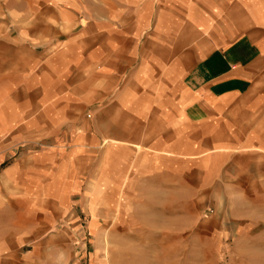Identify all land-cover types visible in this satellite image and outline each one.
Instances as JSON below:
<instances>
[{
  "label": "crops",
  "instance_id": "1",
  "mask_svg": "<svg viewBox=\"0 0 264 264\" xmlns=\"http://www.w3.org/2000/svg\"><path fill=\"white\" fill-rule=\"evenodd\" d=\"M104 180L253 198L264 245V0H0V264H68L60 221Z\"/></svg>",
  "mask_w": 264,
  "mask_h": 264
},
{
  "label": "rangeland",
  "instance_id": "2",
  "mask_svg": "<svg viewBox=\"0 0 264 264\" xmlns=\"http://www.w3.org/2000/svg\"><path fill=\"white\" fill-rule=\"evenodd\" d=\"M108 185L94 184L86 199L73 197L60 221L70 229L68 264H264V245L238 235L239 208L253 205V198H164L149 190L112 198L105 197ZM53 253L57 257L61 245Z\"/></svg>",
  "mask_w": 264,
  "mask_h": 264
}]
</instances>
